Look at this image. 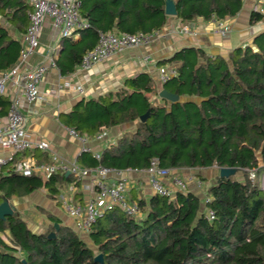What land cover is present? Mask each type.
<instances>
[{"label": "trees", "instance_id": "obj_1", "mask_svg": "<svg viewBox=\"0 0 264 264\" xmlns=\"http://www.w3.org/2000/svg\"><path fill=\"white\" fill-rule=\"evenodd\" d=\"M80 1L88 26L78 32L82 40L57 59L64 73L80 64L100 32L154 33L172 16L184 23L198 17L224 20L236 16L244 2L174 0L177 14L168 15L165 0ZM31 11L29 0H0V73L18 62L23 41L16 35L25 34ZM263 19V12L251 11V22ZM158 64L174 71L161 89L181 99L160 97L152 76L139 72L115 91L81 98L65 114V123L81 135L135 125L107 145L100 158L83 152L86 167L142 170L155 158L176 171L236 167L243 179L218 175L204 197L189 190L173 197L131 194L127 199L138 211L128 213L118 205L107 209L91 225V243L54 217L47 229L34 232L13 213L0 219V232L7 230L10 241L0 236V264H264V188L259 177H249L250 170L258 176L264 172V29L228 57L189 46ZM7 104L0 95V106ZM72 179L67 173L44 178L13 170L0 176V203L40 187L57 198L62 182ZM98 254L102 261L95 259Z\"/></svg>", "mask_w": 264, "mask_h": 264}, {"label": "crops", "instance_id": "obj_2", "mask_svg": "<svg viewBox=\"0 0 264 264\" xmlns=\"http://www.w3.org/2000/svg\"><path fill=\"white\" fill-rule=\"evenodd\" d=\"M254 8L264 9V0H244L243 8L236 16L223 20L227 30L225 34L221 33L217 19L206 20L198 17L184 23L172 16L160 30L154 32V39L149 44L128 47L93 64L88 69L78 65L72 72L67 73L61 71L56 61L66 54L72 43L82 40L81 35L77 33L63 41L60 29L51 18L47 17L41 26L38 47L26 59H19L15 64L21 72L31 70L40 64L47 66L42 81L38 85L39 95L30 102L24 95L23 82L16 79L8 80L5 92L2 94L8 104L0 106V131L6 127L11 101L17 99L19 108L26 116V130L29 138L33 142L46 140L50 147L46 150L35 147L14 152L0 145V157L7 159V163L1 167L0 176L10 175L11 171L15 170L17 162L28 156H32L38 162L63 163L69 166L75 163L86 167L82 159L83 145L78 138L69 133L70 126L64 121L65 114L81 98H96L109 91H115L123 87L126 78L139 72H148L161 89V75L170 74L173 70L170 65H159V61L183 47H201L208 54H221L228 57L232 49L251 43L254 35L264 29V19L256 23L250 21V13ZM185 27L188 31L184 30ZM16 36L24 41V34ZM51 59L55 62L54 64L51 63ZM80 86L84 89L83 93L79 91ZM134 126L131 122L124 123L104 128L89 136L88 145L93 150L92 153L101 152L107 145L116 142L124 131L133 129ZM102 132L105 133L103 137H95ZM65 173L70 174L67 171ZM175 173L184 178L194 176V179L188 182V190L204 197L208 185L219 175V167L199 170L178 169ZM237 173L241 174L238 179L242 180L243 172L238 170L235 175ZM262 174L258 176V179H261ZM123 176L128 179L126 194L128 197L131 194L148 196L154 193L145 169L124 171ZM72 177L71 181L62 182L57 198L52 197L45 187H40L24 195L13 194L7 200L14 214L23 217L32 231H44L53 223L54 217L60 224L70 227L91 243L88 232L79 229L78 219L66 211L60 196L65 195L74 203H86L96 195L95 181L90 175L80 179L73 175ZM118 178V175L112 173L107 180L114 182ZM164 180L173 187L170 177ZM0 236L10 243L7 230L0 232Z\"/></svg>", "mask_w": 264, "mask_h": 264}, {"label": "built area", "instance_id": "obj_3", "mask_svg": "<svg viewBox=\"0 0 264 264\" xmlns=\"http://www.w3.org/2000/svg\"><path fill=\"white\" fill-rule=\"evenodd\" d=\"M32 5V11L29 14V25L24 34L23 47L21 49L20 58L26 59L31 55L39 45V34L44 20L49 17L53 23L60 29L62 37H72L76 35L80 29L88 26L86 20L80 14V0H29ZM264 13V9H259ZM218 26H222L221 33H226L223 27L224 21L217 20ZM184 30L188 31L185 27ZM154 39V33H115L112 31L100 32L96 45L84 53L80 67L84 69L90 68L93 64L103 61L114 53H119L128 47L149 44ZM51 63H55L51 59ZM47 70V66L40 64L31 70L21 72L18 66L14 65L8 71L0 75V95L5 92L6 82L8 80L22 81L24 95L28 101H33L39 95L38 85ZM174 71L170 74H162L161 82H165ZM79 91L84 92L80 86ZM69 133L78 138L82 143L83 152H92L88 145L89 136L81 135L74 127L68 128ZM105 133L95 135L101 138ZM0 145L10 148L14 152L26 151L35 147L39 149H49L50 144L46 140L33 142L26 130V116L19 108L18 100L13 99L7 114V124L5 129L0 131ZM96 158H100V152H93ZM7 163L6 158L0 157L1 167ZM15 170L24 176L33 174L41 175L48 178L56 172L65 173L66 171L80 179L83 176L90 175L95 181L96 195L89 199L86 203H74L61 195V202L66 211L73 217L78 219L79 229L89 232L91 225L100 217L107 209L115 205L120 206L128 213L138 211L136 203H131L127 199L128 179L123 176L121 170L111 168L104 165H98L93 168L79 166L77 164L64 165L63 163H46L38 162L32 156H28L17 162ZM133 170L126 169L125 171ZM149 175V184L154 192L162 195L173 197L176 191H188V182L194 179L190 175L187 178L175 173L174 169L161 167L157 159H152L150 165L145 169ZM116 174L119 178L114 182H108V176ZM256 171L250 170L249 177L254 180ZM170 177L173 187L165 182V178ZM261 185L264 187V174L261 175ZM175 187V188H174ZM177 189V190H175ZM209 217H213V212H208Z\"/></svg>", "mask_w": 264, "mask_h": 264}, {"label": "water", "instance_id": "obj_4", "mask_svg": "<svg viewBox=\"0 0 264 264\" xmlns=\"http://www.w3.org/2000/svg\"><path fill=\"white\" fill-rule=\"evenodd\" d=\"M165 12L168 15H176L177 14V10H176V5H175V1L174 0H165ZM159 96L160 97H165L171 101H177L180 98L179 95L170 92L169 90H167L166 88H162L159 91ZM149 115V111H147L146 113H144L143 115H141L140 119L142 121H145L146 118ZM237 171L236 167H219V175L220 176H229L232 174H235ZM13 209L9 203V201L5 198L1 203H0V219H6V217L8 215L13 214ZM49 237H54L55 233L51 232L49 235ZM96 260L102 261V255L98 254L95 257Z\"/></svg>", "mask_w": 264, "mask_h": 264}, {"label": "rangeland", "instance_id": "obj_5", "mask_svg": "<svg viewBox=\"0 0 264 264\" xmlns=\"http://www.w3.org/2000/svg\"><path fill=\"white\" fill-rule=\"evenodd\" d=\"M259 9H260V8H259ZM258 11H259V10H258ZM224 26H225V24H223V27H224ZM224 28H225V27H224ZM221 29H223L222 26H220V31H221ZM261 174H262V173H261ZM235 176H236V178H239V177H241V174H240V173H237ZM255 179H256V178H255ZM255 179H254V180H255ZM207 181L209 182V180H207ZM208 182H207V183H208ZM9 242H10V241H9Z\"/></svg>", "mask_w": 264, "mask_h": 264}, {"label": "bare ground", "instance_id": "obj_6", "mask_svg": "<svg viewBox=\"0 0 264 264\" xmlns=\"http://www.w3.org/2000/svg\"><path fill=\"white\" fill-rule=\"evenodd\" d=\"M256 178H258V175H256Z\"/></svg>", "mask_w": 264, "mask_h": 264}, {"label": "clouds", "instance_id": "obj_7", "mask_svg": "<svg viewBox=\"0 0 264 264\" xmlns=\"http://www.w3.org/2000/svg\"><path fill=\"white\" fill-rule=\"evenodd\" d=\"M260 182H261V180H260ZM263 187V186H262ZM264 188V187H263Z\"/></svg>", "mask_w": 264, "mask_h": 264}]
</instances>
